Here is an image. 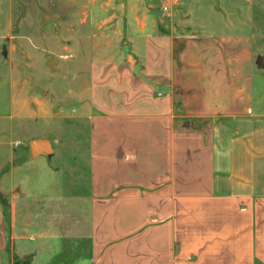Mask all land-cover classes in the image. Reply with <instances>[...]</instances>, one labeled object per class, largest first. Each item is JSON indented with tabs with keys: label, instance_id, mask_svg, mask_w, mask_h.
Returning <instances> with one entry per match:
<instances>
[{
	"label": "crops",
	"instance_id": "obj_1",
	"mask_svg": "<svg viewBox=\"0 0 264 264\" xmlns=\"http://www.w3.org/2000/svg\"><path fill=\"white\" fill-rule=\"evenodd\" d=\"M185 1L115 0L120 14L102 22L121 24L122 45L100 48L69 92L90 124L86 264H264L260 54L248 33L162 26ZM3 200L0 264H11ZM26 218L20 242L32 239Z\"/></svg>",
	"mask_w": 264,
	"mask_h": 264
},
{
	"label": "rangeland",
	"instance_id": "obj_2",
	"mask_svg": "<svg viewBox=\"0 0 264 264\" xmlns=\"http://www.w3.org/2000/svg\"><path fill=\"white\" fill-rule=\"evenodd\" d=\"M107 2L0 0V198L10 223L11 264L89 261L90 124L70 94L78 69L103 57L100 48L122 45L121 24L102 22L121 12L115 0ZM163 12L162 26L181 34H250L260 54L255 90L264 95V0H186L173 16ZM34 140L50 151L34 156ZM26 217L23 233L32 239L20 242L14 236ZM38 221L58 226V238L46 237L50 231L36 227Z\"/></svg>",
	"mask_w": 264,
	"mask_h": 264
},
{
	"label": "water",
	"instance_id": "obj_3",
	"mask_svg": "<svg viewBox=\"0 0 264 264\" xmlns=\"http://www.w3.org/2000/svg\"><path fill=\"white\" fill-rule=\"evenodd\" d=\"M30 146H31L32 154L34 156L38 155V154H40L42 152H47L48 153L50 151L48 143L40 141V140L32 141Z\"/></svg>",
	"mask_w": 264,
	"mask_h": 264
}]
</instances>
